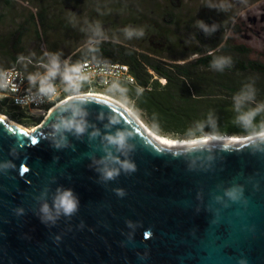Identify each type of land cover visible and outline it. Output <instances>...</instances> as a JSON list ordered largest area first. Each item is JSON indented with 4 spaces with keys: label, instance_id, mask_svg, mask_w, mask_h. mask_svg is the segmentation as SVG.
Here are the masks:
<instances>
[{
    "label": "water",
    "instance_id": "obj_1",
    "mask_svg": "<svg viewBox=\"0 0 264 264\" xmlns=\"http://www.w3.org/2000/svg\"><path fill=\"white\" fill-rule=\"evenodd\" d=\"M73 109L88 127L56 148L53 124ZM116 131L137 170L104 182L98 162ZM261 134L167 145L95 96L63 100L30 131L0 117V264H264V141L251 139ZM57 189L72 190L78 211L43 222Z\"/></svg>",
    "mask_w": 264,
    "mask_h": 264
},
{
    "label": "trees",
    "instance_id": "obj_2",
    "mask_svg": "<svg viewBox=\"0 0 264 264\" xmlns=\"http://www.w3.org/2000/svg\"><path fill=\"white\" fill-rule=\"evenodd\" d=\"M19 1L34 11L7 35L0 36V71L15 66L26 70L28 74H23L28 78L34 74L31 63H50L52 55L58 61L68 56L70 62L88 59L123 63L134 83H121L116 88L124 89L132 108L161 135L233 136L264 131V112L248 128L237 122L240 113L234 107L233 97L242 89L251 86L255 97L241 111L264 103V63L251 57L247 45L234 40L236 19L228 12L207 10L194 14L184 10L179 0ZM14 5L13 0H0V22L16 16ZM74 10L85 17V30L92 34L86 39L74 33L60 37L51 26ZM112 19L118 22L113 24ZM196 21H203L210 29L216 25V30L205 34ZM97 22L101 31H109L108 35L95 34ZM125 28H142L144 36L127 38ZM26 31L44 46V53L35 51L31 56L34 61L26 59L28 67L18 63L19 57L29 53L19 45ZM65 46L68 50L63 51ZM220 56L232 60L223 71L211 67L213 59ZM82 87L85 86L81 84ZM28 118L34 124L39 122V118Z\"/></svg>",
    "mask_w": 264,
    "mask_h": 264
},
{
    "label": "clouds",
    "instance_id": "obj_3",
    "mask_svg": "<svg viewBox=\"0 0 264 264\" xmlns=\"http://www.w3.org/2000/svg\"><path fill=\"white\" fill-rule=\"evenodd\" d=\"M208 7H214L213 4H208ZM220 10L226 11L227 8L223 5L220 6ZM196 26L202 29L205 34H210V32L216 30V25H213L211 29L203 23V21H196ZM95 34L97 36H102L100 30L99 22L96 23ZM124 33L127 38H132L133 36L143 37L144 30L134 29V28H125ZM231 57L220 56L213 59L211 62V67L217 71H223L226 65H231ZM83 66L81 64H75L72 66H65L63 72H60V64L58 57L52 55L50 60V66L47 67V71L44 75H30L28 77L31 84H35L39 80L38 91L44 96L51 98L56 94V88L51 83V81L57 76L58 73L62 76L63 81L66 84L67 89L73 91V93L79 98L81 103H84L88 99V94L79 93V88L81 83L87 79V76L83 73ZM10 81L0 74V89H3L9 84ZM255 89L251 86H247L246 89H242L241 92L234 95V107L240 113L237 116V122L248 128L252 125L254 118L261 112H264V103L258 104L255 108H247V110L241 111V109L246 105L254 101ZM86 113L80 109H73L71 114L67 117L60 118L57 122L53 124V144L56 148H61L67 146V140L64 135L66 132H72L75 135L79 136L85 133L86 128L88 127L84 117ZM99 135L98 132H93L92 136ZM253 142L256 139L264 141V134H261L258 137L251 138ZM198 145L190 150H195ZM105 152L104 157L98 162L99 168L98 171L101 174V179L104 182L115 180L121 172L125 174H131L135 172L136 165L131 160L127 159V154L131 151V146L128 144V135L124 131H116L115 133L109 134L104 138L103 149ZM115 153V154H114ZM118 154V155H117ZM119 155L125 156V159L121 160ZM115 194L118 197H124L126 192L122 188L114 189ZM242 190L239 188H233L228 191L227 196L233 201L239 200ZM79 200L73 194L71 189H57L56 193L53 195L52 205L49 206L48 203H43L41 205V216L43 222L55 223L61 215L65 217H70L78 211ZM21 211V210H17ZM129 227H132L131 222ZM145 237L151 235L150 231H145ZM59 237H57V240ZM144 257L141 256V259Z\"/></svg>",
    "mask_w": 264,
    "mask_h": 264
},
{
    "label": "rangeland",
    "instance_id": "obj_4",
    "mask_svg": "<svg viewBox=\"0 0 264 264\" xmlns=\"http://www.w3.org/2000/svg\"><path fill=\"white\" fill-rule=\"evenodd\" d=\"M15 2L14 8L16 12V16L12 19L10 17L5 18L2 22H0V36H5L8 32L12 31L30 12H33V8L29 5L21 2L19 0H13ZM49 1V0H47ZM180 5L183 6L184 10L188 12H193L194 14H198L201 12H205L207 10H220V6L223 5L227 8L226 12L230 16H234L236 19L235 23L237 26V32L234 34V40L244 43L251 49V57L257 59L264 63V0H179ZM208 4L215 5L214 7H208ZM72 10V9H71ZM73 12V11H72ZM113 24H116L118 21L116 19H112ZM232 23V22H231ZM234 23V24H235ZM52 27L54 28V33L59 35L60 37L63 34H76L77 37H82L84 39L88 38L92 34L85 30V17L83 14L74 10V12L70 16H63V19L57 23L52 22ZM64 27L68 32L60 31L59 27ZM103 35H108L109 31L107 29H102ZM65 35H63V38ZM64 41V40H63ZM68 42L65 44L67 45ZM23 52H29L28 55H24L19 57L18 63L21 62L24 66H29L26 59L30 61H34L31 57L35 54V51H42L44 53V46L42 41L35 40L29 31L24 32L21 36L20 44ZM19 46V47H20ZM68 50V47L65 46L63 51ZM66 56L65 58H67ZM69 59V58H68ZM70 60V59H69ZM0 63L2 60L0 59ZM26 68V67H25ZM23 73H27V71L22 70ZM85 87L79 89V93H83L85 91ZM96 94L107 95L108 97H112L123 103L130 110L133 111L147 126H149L143 116L134 110L131 106L130 96L124 91L122 88H111V89H98L95 90ZM68 95H75L72 90L68 91ZM0 113L7 116L12 121H15L22 126L30 129L36 125L33 123V120H30L22 111L15 110L10 105H7L3 101L0 100ZM17 117L20 119L19 121L13 119V117ZM152 130L157 132L151 126H149ZM158 133V132H157ZM161 135V134H160ZM210 135V134H207ZM165 136V135H163ZM205 136V135H204ZM218 136V135H215ZM229 136V135H222ZM237 137H244L246 135H233ZM173 139H193L198 136H190V137H171L166 136ZM202 137V136H201Z\"/></svg>",
    "mask_w": 264,
    "mask_h": 264
},
{
    "label": "built area",
    "instance_id": "obj_5",
    "mask_svg": "<svg viewBox=\"0 0 264 264\" xmlns=\"http://www.w3.org/2000/svg\"><path fill=\"white\" fill-rule=\"evenodd\" d=\"M31 64L35 68L33 75L38 76L44 75L47 67L50 66V63L42 61ZM59 64L61 73L66 65L81 64L83 66V73L87 76V79L81 83L86 89L83 93L94 92L98 89L116 88L121 83H134V78L128 66L123 63L92 61L88 59L70 62L67 57L59 61ZM0 74H3L10 81L5 88L0 89V100L11 107L19 109L32 119L39 118V122L47 115L51 108L73 96L68 95L70 89H67L60 73L51 81L56 88V94L51 98L39 93V80L35 84H31L23 72L15 66L3 68ZM160 81L162 82V80Z\"/></svg>",
    "mask_w": 264,
    "mask_h": 264
},
{
    "label": "bare ground",
    "instance_id": "obj_6",
    "mask_svg": "<svg viewBox=\"0 0 264 264\" xmlns=\"http://www.w3.org/2000/svg\"><path fill=\"white\" fill-rule=\"evenodd\" d=\"M82 94H88V96H95L100 97L105 100H108L112 102L114 105H116L119 109H121L136 125L137 127L146 135H148L150 138L163 143L167 145H184V144H193V143H203V142H210V141H229V142H235L240 141L244 139L245 137H237V136H215V135H205L198 138L193 139H173L169 138L163 135H160L159 133L152 130L149 126H147L135 113H133L132 110H130L127 106H125L123 103L118 101L115 98L108 97L107 95L102 94H96V92H87ZM71 97H77L76 95L70 96ZM60 103V102H59ZM52 109V108H51ZM50 111V110H49ZM0 117L7 120L10 124L15 125L16 127H20L24 129L25 131H30V129H27L26 127L22 126L21 124L12 121L7 116L0 113Z\"/></svg>",
    "mask_w": 264,
    "mask_h": 264
},
{
    "label": "snow or ice",
    "instance_id": "obj_7",
    "mask_svg": "<svg viewBox=\"0 0 264 264\" xmlns=\"http://www.w3.org/2000/svg\"><path fill=\"white\" fill-rule=\"evenodd\" d=\"M33 143H35V141H33Z\"/></svg>",
    "mask_w": 264,
    "mask_h": 264
}]
</instances>
